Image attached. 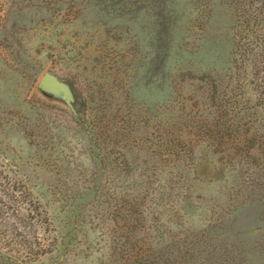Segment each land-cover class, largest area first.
<instances>
[{
	"label": "rangeland",
	"instance_id": "1",
	"mask_svg": "<svg viewBox=\"0 0 264 264\" xmlns=\"http://www.w3.org/2000/svg\"><path fill=\"white\" fill-rule=\"evenodd\" d=\"M220 1L0 0V195L8 178L39 205L29 233L50 252L30 264H119L129 248L148 264H264V119L244 154L192 127L218 117L200 77L236 71L229 39L213 56ZM44 73L72 85L78 116ZM12 246L0 264H23Z\"/></svg>",
	"mask_w": 264,
	"mask_h": 264
},
{
	"label": "trees",
	"instance_id": "2",
	"mask_svg": "<svg viewBox=\"0 0 264 264\" xmlns=\"http://www.w3.org/2000/svg\"><path fill=\"white\" fill-rule=\"evenodd\" d=\"M218 8L227 9L230 13L229 25L224 29V19ZM211 12H218L213 23L217 25V36L214 37V58L219 60L222 54L223 40L229 39L231 45V58L229 63L234 64L235 73L211 75L200 77L201 81L206 79L209 86V99L218 117L212 123L197 120L193 128L197 130L196 135L201 139H216L220 144L226 141L233 143L234 153L244 154L248 148L255 146L256 137L253 135V127L256 122L264 119V0H231L226 2L221 0L218 5L213 6ZM175 54V52H174ZM252 133V134H251ZM262 134L258 136L261 137ZM247 141L248 148H244L242 141ZM174 146L180 147L179 144L170 141ZM248 151V150H247ZM0 169V174H1ZM6 177V176H5ZM6 191L11 189V193L7 198L0 195V246L8 247L14 245L17 253H20L23 264H30L36 257L43 256L50 252L49 247L44 242H37L35 246L32 244V238H38V235H31L32 207L39 205L32 202L30 195L26 190L27 187L21 186L16 189L9 179L5 182ZM8 185V186H7ZM1 186V183H0ZM4 191V190H3ZM0 192H2L0 190ZM17 192V194H15ZM30 199L32 203L22 208H11V201L18 199L24 201ZM35 208V210H36ZM38 213L37 221L46 222L47 218L43 214V210ZM30 214V215H29ZM13 216L20 219L23 226L28 231L22 233L18 231L14 222L11 221ZM18 237L19 238L18 240ZM42 238H38L39 240ZM16 243V244H15ZM4 244V245H2ZM13 247V246H12ZM129 248L124 252V260L119 264H148L147 261L136 255L135 251ZM126 251V250H124ZM141 259V261H139ZM5 264H10L9 261ZM11 264H18L16 261ZM118 264V263H117ZM155 264V261L149 262ZM168 264V263H166Z\"/></svg>",
	"mask_w": 264,
	"mask_h": 264
},
{
	"label": "water",
	"instance_id": "3",
	"mask_svg": "<svg viewBox=\"0 0 264 264\" xmlns=\"http://www.w3.org/2000/svg\"><path fill=\"white\" fill-rule=\"evenodd\" d=\"M38 86L55 99L62 101L73 115L78 116L77 96L70 83L60 81L53 74L44 73L39 80Z\"/></svg>",
	"mask_w": 264,
	"mask_h": 264
}]
</instances>
